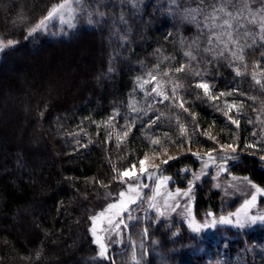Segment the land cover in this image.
<instances>
[{
	"label": "trees",
	"instance_id": "trees-1",
	"mask_svg": "<svg viewBox=\"0 0 264 264\" xmlns=\"http://www.w3.org/2000/svg\"><path fill=\"white\" fill-rule=\"evenodd\" d=\"M61 1L0 0V39L16 41L0 59V264H113L97 256L89 218L116 189L117 170L152 148L217 152L220 143H232L235 153L190 151L162 167L231 159L232 173L264 187V46L235 65L218 56L187 13L193 2L211 0H84L99 11L98 28L28 37ZM82 47L81 63L71 54L66 61L84 79L64 94L63 83L51 89V78L69 67L51 74L54 61ZM181 65L185 70L176 72ZM149 74L157 92L154 81L140 85ZM4 99L12 103L2 105ZM27 128H34L30 135ZM207 183L196 188L197 213L217 211L218 193ZM187 240L182 232L174 245ZM182 254L189 263L200 260L185 247Z\"/></svg>",
	"mask_w": 264,
	"mask_h": 264
},
{
	"label": "rangeland",
	"instance_id": "rangeland-1",
	"mask_svg": "<svg viewBox=\"0 0 264 264\" xmlns=\"http://www.w3.org/2000/svg\"><path fill=\"white\" fill-rule=\"evenodd\" d=\"M63 2L64 0L54 5ZM196 2L190 3L192 5L188 8L187 13H192V17L197 20L203 36L207 37L205 40L207 45L212 47L216 54L229 64L235 65L242 61V59H237L233 52L237 56L243 57L247 50L264 46V30L260 23L261 11H264V0H211L207 5L203 1ZM69 4L73 11L69 15L65 10L64 19L66 22L62 23L57 16L50 20L46 27L32 34L43 32L57 39L68 38L83 28H98L102 24L101 18L97 17L99 11L90 9L84 0H78V2L69 0ZM221 7L225 9V12L231 13V17L219 12L218 9ZM194 9L198 11H192ZM214 10L216 11L214 12ZM210 13H214L218 17L215 21L217 25H222L223 20L228 19L232 28L228 29L227 26L223 28L205 27L206 24L212 23L211 20L205 19ZM253 13H255L257 21L255 24L249 23ZM228 31L231 32V37L226 34ZM221 32H225V34L217 40L216 36ZM28 37H30L29 32ZM209 37L212 38L211 43H209ZM4 42L6 43V41ZM7 48L9 47L0 51V59L3 51ZM84 49L85 47L77 48L73 52L61 55L58 61H54L55 66L51 74L60 70L62 65L68 64L66 57L70 54V56L74 55L73 64L81 63L85 54ZM70 65L68 64L67 72H63V74L61 71L58 72L59 79L52 75L54 79L50 80L49 87L51 89L63 83L64 94L67 87L69 90L75 88L79 81L84 79L80 78L81 71L79 69L73 71V67L70 68ZM256 72L257 75L260 74L259 67ZM261 79L264 80V74L261 75ZM56 80L58 82L53 83ZM145 80H149V83H144ZM154 82L156 83V81ZM151 83L149 75L142 77L140 81L142 88ZM155 83L153 87H155ZM59 93H61V88H59ZM4 101L12 103L9 99H4L3 103L1 102L2 105L5 104ZM25 110L26 108L22 109L23 115H21L26 117ZM22 120L23 118L19 121L15 120V123L10 120L9 125L15 126L14 130H16L18 125L20 127L25 122ZM33 129L27 128V135H30V131L32 132ZM229 145L231 147H228ZM218 147L217 152L211 150L204 152L197 146L188 147L186 145L152 148L132 164L135 165L134 169H132V165L126 168L131 169L133 178H125L124 182H121L119 172L125 169H118L116 189L108 195H104L101 207L89 218L88 232L97 249V256L107 261L111 260L113 264H264V221L258 220L254 224L249 221L251 216H264V187L257 185L246 175L232 173L230 166L234 160L231 159L197 157L195 166L186 164L178 169L162 167L163 161H169V157H177L190 151L204 153V155L220 154L224 156L235 153L233 149L236 146L232 143H220ZM146 156L147 159H145ZM140 160H145L144 167L147 169L143 176L139 175ZM158 167L160 168L156 172L152 187L153 172ZM204 180L218 193L216 212L213 210L214 208H207L201 213L196 212V188L202 185ZM121 192L125 193L123 209L120 207L121 197L119 194ZM253 195L256 197L255 201L246 206L245 202L251 201ZM132 200L135 202L132 203ZM109 205H117V207L110 209ZM116 213L119 215L117 216ZM92 217H98L95 220V235L91 231L94 226ZM220 217H226L232 222L219 223ZM121 219L123 223L117 226ZM109 220L112 221L111 224ZM214 220L217 222L212 224ZM204 225L210 226L205 227ZM197 226H199L198 230H196ZM182 232L188 240L184 242L185 244L174 245L177 235ZM97 236L101 238L106 248L104 257L99 255L100 245L95 242ZM189 237L194 238L195 241ZM183 247L186 248L187 255L193 254L195 251L200 257L199 262H187L186 255L184 257L182 254Z\"/></svg>",
	"mask_w": 264,
	"mask_h": 264
},
{
	"label": "snow or ice",
	"instance_id": "snow-or-ice-1",
	"mask_svg": "<svg viewBox=\"0 0 264 264\" xmlns=\"http://www.w3.org/2000/svg\"><path fill=\"white\" fill-rule=\"evenodd\" d=\"M77 2H78V0H77ZM65 10L68 12L69 15H71V12L73 11V9H71V7H70L69 0H64L63 3H60V4H57V5H54V6L52 7V9L48 12L47 16H45L42 20H40V21L35 25V27H33V28L29 31V35H31L33 32H35V31H37V30H40L41 28L46 27L47 24H48V22H49L50 20L56 18L57 16H59V18L61 19V22H62V23H63V22H66L65 19H64V13H65ZM192 11H198V10H197V9H194V10H192ZM215 11H216V10H214V12H215ZM218 11H219V12H222V13H225L226 16L231 17V13H227V12H225V9H224L223 7H221L220 9H218ZM261 16H262V19H261V21H260V23H261V28H262V30H264V11H261ZM205 19H206V20H211V21H212L211 24H206L205 27H211V28L221 27V28H223L224 26H227L228 29H231V28H232V25L230 24V22H229L228 19H224L222 25H217V24L215 23V21L218 19V17H217L214 13H210V14H208V15L205 17ZM249 23H253V24L257 23L256 18H255V13L252 14V19L249 20ZM224 34H225V32H221V33H219V34L216 36V39L219 40V39H220V36H222V35H224ZM226 34H227L229 37H231V35H232L230 31H228ZM211 40H212V38L209 37V43H211ZM15 43H16V41L11 40V39L7 40L6 43L4 42V40H0V51H2V50H3L4 48H6V47H11V46H13ZM226 47H227V46H226ZM185 55H186V56H190L191 53H185ZM233 55L236 56L237 59H243L242 56H237L235 52H233ZM184 70H185V66H183V65H181L179 68H176V69H175L176 72H181V71H184ZM237 74L239 75V72H237ZM165 75H167V73H165ZM149 76H150V80H151V81H157V77H156L154 74H149ZM144 83H149V80H145ZM257 83H260V81H257ZM196 87L204 89V91H205L206 94L209 92V85H208L207 83H198V84L196 85ZM157 90H158V81H157V87H153L152 91H153V92H157ZM221 95H224V94H221ZM167 98H168V97L165 96V99H167ZM210 98H211V99H216V97H210ZM181 107H183V104H181ZM230 107H231V106H230ZM185 110H187V109H185ZM226 114H227V113H226ZM232 123H234V124H238V121H236V120H232ZM124 135L126 136V135H127V132H125ZM152 143H153V144H157L158 141L153 140ZM228 147H231V145H229ZM249 147H251V145H249ZM233 151H235V149H233ZM145 159H147V156L145 157ZM171 159H175V157H169V160H171ZM163 162H164V163H167L168 161H163ZM144 163H145V160H140V165H141V168H140V171H139V175H140V176L145 175V174H146V171H147V169L144 167ZM134 168H135V165H132V169H134ZM119 176H120V178H121V182H124L125 178H127V179H132V178H133V176H132V174H131V169H125V170H123V171H120V172H119ZM165 179H167V178H165ZM245 179H247V178H245ZM145 186H147V185H145ZM253 187H255V186H253ZM178 191H179V190H178ZM257 191H260V189H257ZM185 194H187V193H185ZM119 195H120V197H121V200H120V207H121V209H123V207H124V203H125L124 200H123V197H124L125 193H124V192H121ZM255 199H256V197H255V195H253V196H252V200H251V201H246V202H245V205L247 206V205L253 203V202L255 201ZM131 202L134 203L135 200H132ZM108 207H109L110 209H112V208H116L117 205H109ZM238 211H239V210H238ZM116 215L118 216L119 213H116ZM209 215H212V214L209 213ZM230 215H236V214H230ZM97 218H98V217H92V218H91V219L93 220V225H94L93 228L91 229V231L93 232L94 235H95V220H96ZM258 220H259V221H264V216H255V215H254V216L249 217V221H250L251 223H253V224L256 223ZM216 222H217V221L214 220V221H212V224H215ZM231 222H232V221L229 220V219L226 218V217H220V218H219V223H231ZM109 223L111 224L112 221L109 220ZM122 223H123V220L121 219V220L118 221L117 226H118L119 224H122ZM204 226H205V227H208V226H210V225H204ZM241 226H243V224H241ZM198 229H199V226H197V229H196V230H198ZM95 242L98 243V244L100 245V252H99V255H100L101 257H104L105 254H106V248H105V246H104V244H103L101 238L97 236Z\"/></svg>",
	"mask_w": 264,
	"mask_h": 264
},
{
	"label": "water",
	"instance_id": "water-1",
	"mask_svg": "<svg viewBox=\"0 0 264 264\" xmlns=\"http://www.w3.org/2000/svg\"><path fill=\"white\" fill-rule=\"evenodd\" d=\"M210 157H212V156H210ZM261 160H262V158H261ZM159 168H160V167L156 168V169L154 170V172H153V176H152V187H153V185H154V181H155V177H156V172H157V170H158Z\"/></svg>",
	"mask_w": 264,
	"mask_h": 264
}]
</instances>
